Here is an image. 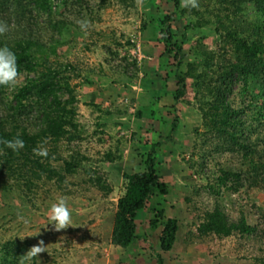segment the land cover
Here are the masks:
<instances>
[{"label": "rangeland", "instance_id": "rangeland-1", "mask_svg": "<svg viewBox=\"0 0 264 264\" xmlns=\"http://www.w3.org/2000/svg\"><path fill=\"white\" fill-rule=\"evenodd\" d=\"M198 3V8H184L180 0L176 9L174 0H83V5L54 0L55 20L70 23V33L61 36L53 34L46 14L37 16L46 41L61 39L52 62L76 68L71 83L77 97L79 132L70 142L62 139L56 155L62 159L74 156L82 160V166L67 175L65 183H58L60 188L54 180L42 182L35 194L0 187V264L7 241L27 242L24 254L43 241L46 252L38 254L40 264H130L127 251L110 244L113 215L124 193V172L143 168L152 143H160L155 157L169 193L155 194L136 216L137 232L144 238L132 245L137 264H156L154 251L161 254L164 264H264V184L252 186L247 180L249 166L238 146L227 136L207 130L199 106L201 95L196 94L193 80L187 78L185 95L178 101L173 98L175 82L167 80L176 72H185L189 62L204 63L195 54L199 45L213 55L214 67L236 61L232 44L216 32L215 17L228 15L229 3ZM242 9L246 21L255 19L253 1L242 2ZM167 15L174 17L172 41H184L183 60L177 67L178 60L160 33L167 25L162 23ZM79 21H87V29L82 30ZM32 76L22 73L14 86ZM216 76L212 78L215 82ZM230 90L231 108L244 110V138L251 130L248 115L255 114L248 106L252 95L237 79L232 80ZM60 95L67 98L65 92ZM138 111H143L141 117ZM5 113L0 106V116ZM174 118L177 129L168 139ZM261 133L257 148L264 158V127ZM58 164L62 162H53ZM224 171L240 172V183L231 178L220 184ZM96 177L111 192L91 181ZM60 197L68 202L73 224L57 232L47 225V216L49 205ZM216 207L228 222L243 217L253 227L252 233H201L205 214ZM160 209L179 222L177 240L169 252L159 248L161 227H149ZM39 262L25 255L18 264Z\"/></svg>", "mask_w": 264, "mask_h": 264}, {"label": "trees", "instance_id": "trees-1", "mask_svg": "<svg viewBox=\"0 0 264 264\" xmlns=\"http://www.w3.org/2000/svg\"><path fill=\"white\" fill-rule=\"evenodd\" d=\"M226 1L230 5L228 9L231 10L224 18L216 15V32L224 41L232 44L236 61H227L214 67L213 55L204 49L201 50L199 45L195 54L202 57L204 63L189 62L185 72H176L173 77L168 76L167 80L172 79L175 82V101L185 95L187 78L193 80L196 94L201 95L199 106L204 112V125L207 130L213 129L218 136H227V140L244 152L249 166L246 170L247 180L252 186H257L264 184V158L262 151L257 148L264 127V0H219ZM252 1L256 7L255 19L246 21L242 14V2ZM74 2L83 5V0ZM174 3L178 9L180 0H174ZM43 13L47 16L46 22L53 34L56 32L61 36L64 32L70 33L69 22L56 21L54 18V0H0V22L7 25V31L0 34V47L7 46L16 54L18 77L22 73L33 74L22 85L0 87V106L6 111L0 116V141L18 136L25 142V147L18 153L0 143V187L5 191L21 188L22 191L26 189L27 192L35 194L40 184L49 180L56 181L57 187L60 188L58 183H65L66 176L75 174L82 166V160L74 156L62 159L60 155H56L60 141L66 138L70 142L79 132L76 119L77 97L75 87L71 83L76 68L71 64L52 62V57L58 55L61 39L46 41L40 33L37 16ZM173 22L174 17L167 15L162 20V23L167 25L160 33H163V40L170 46L168 51L174 52V58L178 60L177 67L183 60L184 41H172L175 35ZM183 39L187 40V36ZM215 75L216 82L212 80ZM233 79L241 80L243 86L250 90L252 99L248 106L250 110L255 111L254 116L248 115L251 130L244 138L241 129L245 124L241 119L244 110L233 109L228 102ZM60 92L67 93V98L61 97ZM136 114L141 117L143 111ZM177 124L174 118L168 139L172 138ZM254 134L255 140L252 141L249 137ZM41 145L48 150L46 157L33 153V149ZM158 146L160 143L150 144L142 169L124 172V193L118 198L113 215L110 244L127 251L130 264L138 262L132 245L144 239L137 232V214L147 207L155 194L169 193V185L159 175V163L155 157ZM107 158L110 156L107 155ZM59 161L62 162L61 165H53V162ZM241 176L240 172L224 171L218 181L224 184L233 178L236 183H240ZM9 180H12L11 184H7ZM91 181L100 185L106 193L111 192V188L105 185L100 177ZM149 227H161L159 248L163 252L171 251L179 231L178 219L167 216L165 210L160 209L149 221ZM199 230L203 234H251L253 227L247 225L243 217L237 222H228L226 216L216 207L212 212L205 214ZM27 244L5 242L2 247V264H18L25 259ZM154 256L156 264H164L159 252L154 251Z\"/></svg>", "mask_w": 264, "mask_h": 264}, {"label": "clouds", "instance_id": "clouds-1", "mask_svg": "<svg viewBox=\"0 0 264 264\" xmlns=\"http://www.w3.org/2000/svg\"><path fill=\"white\" fill-rule=\"evenodd\" d=\"M181 6L184 8H198V0H181ZM81 29H87V21H79ZM7 31V25L0 22V34H3ZM18 77V64L16 54L7 46L0 47V87L7 86L12 87L15 85V82ZM3 143L7 149H10L12 152L18 153L21 149L25 147V142L20 137H14L10 140L0 141ZM33 153L39 157H46L48 155L47 148L41 145L38 148L33 149ZM23 219V217H21ZM48 223L52 230L57 232L72 227V214L69 210L68 202L64 197L58 198L55 202L51 203L48 207ZM25 222H27L25 220ZM46 252V247L44 246L43 241L39 243L30 250L27 251L25 255L29 259L36 260L38 254ZM40 264V262H39Z\"/></svg>", "mask_w": 264, "mask_h": 264}]
</instances>
